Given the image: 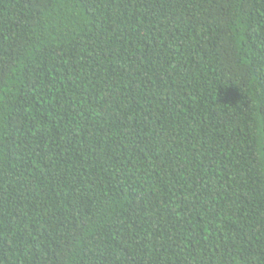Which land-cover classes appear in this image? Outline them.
I'll return each instance as SVG.
<instances>
[{
	"label": "trees",
	"instance_id": "obj_1",
	"mask_svg": "<svg viewBox=\"0 0 264 264\" xmlns=\"http://www.w3.org/2000/svg\"><path fill=\"white\" fill-rule=\"evenodd\" d=\"M0 264H264V0H0Z\"/></svg>",
	"mask_w": 264,
	"mask_h": 264
}]
</instances>
